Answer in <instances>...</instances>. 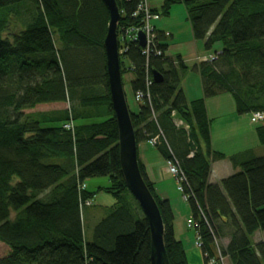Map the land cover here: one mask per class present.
I'll use <instances>...</instances> for the list:
<instances>
[{"label":"trees","instance_id":"obj_1","mask_svg":"<svg viewBox=\"0 0 264 264\" xmlns=\"http://www.w3.org/2000/svg\"><path fill=\"white\" fill-rule=\"evenodd\" d=\"M115 1L125 49L121 74H133L131 95L143 93L137 111H130L137 146L157 137L156 151L183 173L204 264L220 238H228L218 250L231 264H264V239L251 241L256 232L264 234V158L234 154L229 158L237 171L209 183L211 162L224 155L212 150L205 107V99L228 93L238 115L264 114V0H163L160 13L152 10L168 16L172 5L182 4L194 40L206 52L219 46L214 59L193 67L203 98L190 102L180 88L188 68L180 56L165 55L162 33L156 31L148 56L123 38L124 29L142 25V14L133 16L142 0ZM108 21L102 0H0V243L9 249L0 264H149L148 224L119 166L102 46ZM14 25L21 28L11 33ZM153 71L162 80L147 86ZM63 102L71 111L26 112ZM172 114L187 130L174 125ZM68 121L73 133L63 127ZM255 134L264 145V123ZM137 160L162 218L168 262L188 264L171 207ZM94 178H106L108 185L79 190ZM99 192L114 203L87 235L82 210Z\"/></svg>","mask_w":264,"mask_h":264},{"label":"crops","instance_id":"obj_2","mask_svg":"<svg viewBox=\"0 0 264 264\" xmlns=\"http://www.w3.org/2000/svg\"><path fill=\"white\" fill-rule=\"evenodd\" d=\"M162 2L163 0H146V3L151 10L157 11L159 13ZM154 26L156 31L162 33L166 38V44L168 47L165 55L169 58L180 56L183 64L188 68V71L180 81V88L186 100L190 102L202 99L203 92L200 76L198 72L193 69V67L203 62L204 58L206 56H209V54L211 55L212 52H207L206 54H204L206 51L203 49V42L194 40L191 25L188 21L184 6L182 4L172 5L169 11V15L161 16L160 19L155 22ZM223 96H228V98L225 99H228L230 102L231 100L233 101V97L228 93H221L215 97L205 99L206 113L208 118L211 120L210 136L211 147L213 151H215L213 147L214 142L211 131L213 117L210 115V108L215 105L212 100L218 99ZM67 105V102L43 104L38 105L34 109L26 112L36 115L42 112L59 111L60 109L65 110L67 108ZM233 106L235 107L234 104L229 107L230 110L228 112H230L231 115L240 117L241 115H238L236 113V109ZM137 109L138 104H135L133 109L130 108V111L136 112ZM233 121H235V118ZM215 152L222 153L224 155V158L218 161L211 162V172L208 178V182L211 184H217L220 180L234 174L237 171V169H234L230 163L226 162V159H228L227 155H225L221 151ZM137 155L143 165L148 180L152 183L155 194L159 197V199L167 200L171 207L174 215V235L176 240H179L182 245L183 242L188 243L187 246H189V252H186L185 250L188 264H192L190 262V259L195 260V262L193 261V264H204V259L202 257L200 249L194 247V232L192 233V238L186 232L187 230H190L186 227V220L190 218L191 214L184 213L183 215H181L179 213H175L174 211L172 196L176 192L175 183L173 178L166 172L165 161L156 151V149L151 147L147 143L138 144ZM86 183L87 190H89V182L87 181ZM110 205L112 204L106 203L104 207L107 208ZM183 223H185V226ZM188 253H190V256L188 255ZM194 254H196V257H193Z\"/></svg>","mask_w":264,"mask_h":264},{"label":"rangeland","instance_id":"obj_3","mask_svg":"<svg viewBox=\"0 0 264 264\" xmlns=\"http://www.w3.org/2000/svg\"><path fill=\"white\" fill-rule=\"evenodd\" d=\"M141 2L144 4L147 10H149L150 12L152 11L147 5L146 0H142ZM160 17L161 16L159 15L158 19H152L150 21L151 25L154 26L155 22L158 21ZM20 28L21 26L14 25L12 29L10 28L11 33L17 32ZM126 41H128V39H126ZM120 43L122 45L123 42L119 40V46H120ZM218 47H219L218 45H215L213 49L211 50V52L218 49ZM120 50H125V49L120 47ZM206 53L207 52H205L204 54ZM121 55L122 53H120V57ZM209 57H211L210 54L209 56H206L204 60L208 59ZM127 67H128L127 62H124V68H127ZM132 79H133V74L130 71H127L125 74L122 75V83H123L124 92L126 94L125 96H126V101H127L129 111H130V108L133 109L134 105L139 104L140 102V100L137 101L135 96L131 95L130 93L129 86H130V82ZM150 79H151V75H150ZM225 98H228V96L227 97L223 96L218 99L212 100L216 106L213 105L210 108V115L213 117L211 131H212V137H213V142H214V146H213L214 150L221 151L225 155H227V158H228L226 159L227 163H230V158H229L230 156L234 154H239V153H242L243 155L244 152L245 154L242 156L244 158L245 157L250 158L251 156L258 157V158H264V145L259 144L257 136L255 134V129L258 126L262 125L264 123V120L262 121L255 120V117L253 114L251 115L244 114V115H241L240 117L231 115V113L228 111L230 110L229 107L232 104L235 105V103H233L234 100L232 101L230 99L232 102L231 104V102ZM67 104L68 105L66 109L68 111H71L70 105H69L70 103L67 102ZM99 110L100 112H103L104 109L103 107H100ZM68 116L69 118H71V113L70 115L68 114ZM172 117L176 119V116L174 114H172ZM234 118H235V121H233ZM91 121L92 120L88 121V123H90ZM68 123H70V121L66 122L64 126L67 125ZM72 125L74 124L72 123ZM182 126H186V125L182 122ZM147 144L154 148L157 142L152 144L149 140ZM165 168L167 172L168 165L166 161H165ZM86 182L84 183V186L87 189ZM88 182H89L88 189L89 191H92V192L96 191L99 187H104L108 185V181L106 178L89 179ZM174 183H175L176 192L172 196L173 197L172 201H173V205H174L173 207H174L175 213H179L181 215H183L184 213L191 214L189 204L186 202V200L183 199V195L181 194V192L177 190V185L175 181ZM106 203L113 204L114 199L109 194H106L103 192L97 193L93 198H90L88 201H86L85 208L82 210V219H83V224L85 226L87 235L90 234L91 227L105 215L106 208L104 207V205H106ZM110 206H108L107 208H109ZM187 220H186V226H187ZM183 224L185 226V223ZM187 229H190V230H187L186 232L192 238V235H193L192 233L194 231L191 228H187ZM262 239H264V234L261 232H256L252 236L251 241L254 244H256ZM227 243H228V238H220V239H217V242H216L219 250H222V248H225ZM187 244L188 243L183 242L184 249L186 250V252H189V246H187ZM194 247H196L197 249H200L201 251V246L200 247L197 246L196 234H194ZM8 252H9L8 247L0 243V257H4L5 255L8 254ZM188 255L190 256V253H188ZM215 255H216V251H215ZM193 257H196V254H194ZM193 261L195 262V260L190 259V262L192 264H193ZM223 264H231V263L229 262L227 258L223 257Z\"/></svg>","mask_w":264,"mask_h":264},{"label":"water","instance_id":"obj_4","mask_svg":"<svg viewBox=\"0 0 264 264\" xmlns=\"http://www.w3.org/2000/svg\"><path fill=\"white\" fill-rule=\"evenodd\" d=\"M102 2L109 14L107 32L102 46L110 104L117 127V146L122 179L148 224L150 236L149 264H169L163 242L162 218L156 201L148 190L138 168L137 144L120 70V46L118 42L120 11L115 0H102ZM137 43L140 48L145 46V36L142 32L137 34ZM161 80L162 76L153 71L152 81L158 83Z\"/></svg>","mask_w":264,"mask_h":264},{"label":"built area","instance_id":"obj_5","mask_svg":"<svg viewBox=\"0 0 264 264\" xmlns=\"http://www.w3.org/2000/svg\"><path fill=\"white\" fill-rule=\"evenodd\" d=\"M142 14V25L139 27H132V28H127L124 29V36L123 38H126L128 40H132V41H136L137 42V34L139 32H142L145 36V46L143 48H141V53L144 56H148L152 50L153 44L155 43V36H156V29L153 25H151L150 21L152 19H158L159 18V14L154 13V12H150L149 10H147V8L144 6V4L142 2L139 3V5L137 6L136 12L133 14V16H136L138 14ZM130 37V38H129ZM120 53H123L124 50H119ZM161 51L158 49L156 50L155 54L157 56L161 55ZM209 59H214V57H209L208 59L204 60L207 61ZM152 79H150V77L148 76L146 79V84L147 86L149 84H151ZM135 98L137 101L141 100L143 98V93L141 92H137L135 95ZM255 120H264V114L260 113V112H256L253 113ZM173 123L176 127L178 128H184L185 130L187 129V126H182V122L177 120V119H173ZM65 129L70 130L73 133V125L72 122L68 123L67 125L64 126ZM150 142L156 143L158 142V138L155 137L153 139L150 140ZM190 157L193 156V152L190 153L189 155ZM167 173H169L171 175V177L174 179V181L176 182L177 185V190L181 192V194L183 195V199L186 200L187 197L186 195H184L183 193V188H182V183L184 182V177H183V173L181 172V170L179 169V166L173 161H167ZM79 190H83L85 188L84 184L78 186ZM187 226L190 228H195L197 227L190 219L187 220ZM197 238V246H201V242L198 236H196ZM217 239H215V251H216V255L214 257H207V264H223V257L221 256L220 251L218 250L217 247Z\"/></svg>","mask_w":264,"mask_h":264},{"label":"bare ground","instance_id":"obj_6","mask_svg":"<svg viewBox=\"0 0 264 264\" xmlns=\"http://www.w3.org/2000/svg\"><path fill=\"white\" fill-rule=\"evenodd\" d=\"M169 174V173H168ZM170 175V174H169ZM171 176V175H170Z\"/></svg>","mask_w":264,"mask_h":264}]
</instances>
